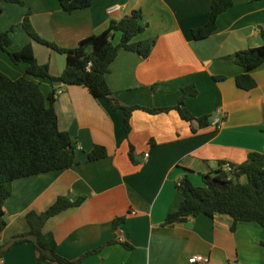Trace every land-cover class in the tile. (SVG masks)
<instances>
[{
    "label": "crops",
    "instance_id": "0c3cea01",
    "mask_svg": "<svg viewBox=\"0 0 264 264\" xmlns=\"http://www.w3.org/2000/svg\"><path fill=\"white\" fill-rule=\"evenodd\" d=\"M212 1L92 0L89 8L72 13L58 0L3 4L0 32L15 26L11 50L31 45L38 62L48 65L54 77L65 70L67 57L26 33L21 23L28 11L38 35L66 49L105 31L111 20L141 11L147 29L135 41L155 44L147 58L126 49L118 52L107 74L114 97L126 106L173 107L183 88L194 84L197 95L189 96L185 105L197 117L211 115L212 125L194 133L198 124L183 120L176 110H136L125 138L122 110L94 98L83 86H61L55 104L58 125L75 140L76 163L14 180L2 236V243L11 247L0 264H53L40 259L28 239L12 242L30 231L29 212H44L60 196L85 198L81 206L62 211L44 226V232L54 234L58 253L68 260L102 247L80 264H190L189 258L198 255L209 257L210 264H264V229L256 222H240L232 231L229 216L199 215L163 225L183 201L177 184L184 175L202 186L203 175L223 164L238 166L250 152L264 154V63L250 72L257 86L243 90L236 78L244 69L235 61L237 52L262 44L264 0H233L212 35L196 40L192 31L209 21ZM111 7L119 9L110 15ZM119 41L116 33L114 43ZM26 69V63H13L0 49V71L5 75L16 80L26 76ZM27 77L45 96L56 87L49 79ZM217 118H222L220 127L213 125ZM95 146L105 147L107 157L90 160ZM117 218L123 220L115 229ZM110 241L114 243L106 245Z\"/></svg>",
    "mask_w": 264,
    "mask_h": 264
},
{
    "label": "trees",
    "instance_id": "16d2710c",
    "mask_svg": "<svg viewBox=\"0 0 264 264\" xmlns=\"http://www.w3.org/2000/svg\"><path fill=\"white\" fill-rule=\"evenodd\" d=\"M58 1L67 13L87 9L92 5V0ZM4 3L24 2L0 0V15ZM233 4V0H213L209 21L206 25L194 29L193 37L202 40L212 35L217 29L218 17ZM30 17L31 11H28L21 23L26 33L39 43L66 55L67 65L60 76L54 77L50 74L48 65L38 62L31 45L18 51L11 50L15 26L0 32V49L8 54L13 63L27 64L26 76L16 80L0 71V259L7 255L11 247L2 243V236L8 226L5 203L12 195L14 180L68 169L76 163L75 140L68 132L61 131L58 125L55 104L57 91L61 86H83L94 98L105 99L113 109L122 110L125 138L131 131V119L136 110L150 114L176 110L183 120L198 124V128H193L194 133L212 125L211 115L197 117L185 105L189 96L197 95L194 84L183 88L179 103L173 107L126 106L114 97L107 82V74L118 52L126 49L147 58L155 44L154 40L135 41V38L147 29V25L142 22L141 11H133L119 20H111L105 31L81 40L73 49L62 48L41 38L32 26ZM116 33L120 34L118 44L114 43ZM260 37L262 44L259 47L248 48L235 55L236 63L244 69L236 78V85L240 89L251 90L257 86L250 72L264 63V31L260 32ZM27 75L56 81L57 85L48 96H45L40 86ZM107 155L105 147L95 146L89 154V159L98 160ZM129 155L133 159V147L130 148ZM234 167L236 168L234 178H229V175L220 168L213 173L204 174L202 186L194 185L189 176L184 175L177 184L183 201L178 210L167 216L163 225L185 222L188 218L199 215L210 217L226 215L232 219V231H235L240 222H256L264 229V154L250 152L244 163ZM242 177H246L247 180L242 182ZM84 200L83 197L72 200L60 196L44 212H29L26 219L30 231L15 237L12 244L28 239L34 244L39 258L53 264H80L84 257L99 253L102 247L88 252L79 260H68L58 253V243L54 234L44 232V226L51 217L64 210L81 206ZM122 220L121 218L114 220L115 229H118ZM112 243L114 242L110 241L106 245ZM124 245L131 247L129 244Z\"/></svg>",
    "mask_w": 264,
    "mask_h": 264
},
{
    "label": "built area",
    "instance_id": "2783aa9c",
    "mask_svg": "<svg viewBox=\"0 0 264 264\" xmlns=\"http://www.w3.org/2000/svg\"><path fill=\"white\" fill-rule=\"evenodd\" d=\"M118 9H119L118 7H111L108 9L107 12H108V14L111 15V14H114L116 11H118ZM90 66H91V63L88 64V67H90ZM218 114L222 115L223 112L218 111ZM221 119L217 118L213 122V125H215L216 127H220ZM222 170L229 175V178H234L236 168L231 163L223 164ZM189 263L190 264H210V258L207 256H199V255L198 256H192L191 258H189Z\"/></svg>",
    "mask_w": 264,
    "mask_h": 264
},
{
    "label": "water",
    "instance_id": "95a60500",
    "mask_svg": "<svg viewBox=\"0 0 264 264\" xmlns=\"http://www.w3.org/2000/svg\"><path fill=\"white\" fill-rule=\"evenodd\" d=\"M53 84H54V85H57V82L55 81V82H53Z\"/></svg>",
    "mask_w": 264,
    "mask_h": 264
}]
</instances>
